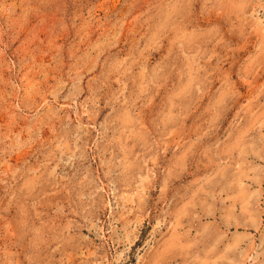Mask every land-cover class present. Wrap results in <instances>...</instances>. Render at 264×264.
<instances>
[{"label":"rangeland","instance_id":"1","mask_svg":"<svg viewBox=\"0 0 264 264\" xmlns=\"http://www.w3.org/2000/svg\"><path fill=\"white\" fill-rule=\"evenodd\" d=\"M0 264H264V0H0Z\"/></svg>","mask_w":264,"mask_h":264}]
</instances>
